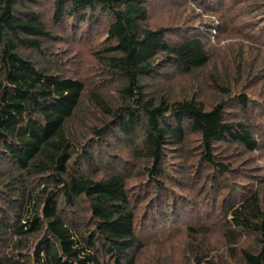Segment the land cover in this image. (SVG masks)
Here are the masks:
<instances>
[{"label":"trees","instance_id":"obj_1","mask_svg":"<svg viewBox=\"0 0 264 264\" xmlns=\"http://www.w3.org/2000/svg\"><path fill=\"white\" fill-rule=\"evenodd\" d=\"M32 1L0 0V264H135L142 249L138 211L147 199L129 188L127 162L108 150L106 137L130 147L142 166L145 191H154V200L146 205H156L150 223L158 226L185 219L163 185L170 179L168 151L195 136L198 164L212 169L205 180L211 178L220 188V178L231 168L217 161L216 147L234 149L247 160L264 150V125L234 115L251 105L244 95L235 96L234 114L226 112L223 99L206 109L193 99L160 95L157 82L208 65L209 41L180 26L150 29V0H48L52 26L61 32L70 29L74 39L106 19L101 68L114 94L90 91L87 97L109 120L94 130L97 141L90 140L75 156L66 127L85 98V86L60 74L53 67L57 60L38 61L48 54L44 44L52 35L28 5ZM189 1L215 13L222 30L239 17L222 14L248 3L251 12L263 15L255 31L264 39V0ZM235 75L220 78L221 97L230 95L244 77L240 68ZM211 79L216 89V77ZM230 187L232 202L228 208L220 205L215 230L233 250L216 256L205 244L191 242L187 247L194 264H264V188L260 182L254 190ZM195 226L192 222L187 229L196 236ZM246 237L255 246L237 249Z\"/></svg>","mask_w":264,"mask_h":264},{"label":"rangeland","instance_id":"obj_2","mask_svg":"<svg viewBox=\"0 0 264 264\" xmlns=\"http://www.w3.org/2000/svg\"><path fill=\"white\" fill-rule=\"evenodd\" d=\"M48 3V0H33L28 4L39 13L52 35L44 44L48 54L43 57L45 59L39 58L38 61L50 64L52 60H57L58 63L53 67H59L62 72L60 74L79 80L85 86V98L66 127L77 156L86 150L90 140L97 141L94 139V130L100 129L109 120L101 116V111L87 97L90 91H100L104 97L114 94L113 84L101 68V58L105 56L103 50L107 46V36L103 26L106 19L101 26L92 28L86 33L81 32L74 39L70 36V29L61 32L59 28L52 26ZM227 4L226 2L223 8ZM247 4L238 6L234 13L227 16L222 14L221 18L239 16L229 30H222L215 13H207L200 9L197 1L170 0L168 3L165 0H150L146 23L150 29H175L180 26L187 28L190 34L200 32L209 41L208 65L188 75L175 73L171 74L168 80L157 82L162 97L177 101L193 99L202 103L206 109L223 99L228 106L225 107L226 112L234 114L238 110L232 106V102L236 101L235 96L244 95L250 100L251 105L245 110L239 109V115H234L240 118L250 116L264 125V39L259 37L258 31H255L258 25L262 26L263 15L256 13L257 11L251 12ZM31 58H37L36 54H31ZM238 68L244 73V77L238 80L237 85L231 89L230 95L221 97L219 93L224 89H220L218 85L224 86V81L220 78L237 77V75L232 76ZM212 76L216 77V89L212 85ZM106 143L110 152L127 162L129 188L141 198L147 199L140 205L138 211L142 249L135 257V264H194L191 262L190 250L187 247L191 242L205 244L203 247H207L212 255L221 256L231 253L233 250L231 244H226L215 230L217 217L220 214L218 209L220 205L226 208L230 206L232 202L230 185L235 189L251 186L250 189L254 190L260 182L264 188V150L244 160L245 158H242L243 156L236 150L218 145L214 153L217 161L231 168L225 178H220V188H215L216 181L211 182V178L205 180V174L212 175V169L203 162L198 164L197 154L200 152V143L195 136L189 137L182 147L168 151L170 179L167 182L162 181L165 182L163 184L165 189L173 193L172 200L174 199V204L185 219L167 225L153 226L150 218L156 205L148 209L146 204L154 200L152 199L154 191H145L146 176L140 170L142 166L138 167L139 161H135L130 147L125 143L114 141L109 137H106ZM137 167L138 169H134ZM197 173L198 179H196ZM223 180L226 182L225 185H222ZM251 183L254 185H250ZM192 213L195 218L186 219ZM204 215L209 216L205 219ZM192 222L196 225L194 228L199 230L196 236L187 229ZM146 223L149 228H143ZM205 234H207L206 242H203L202 237ZM193 236L194 240H192ZM3 246L0 245V250ZM254 246L253 238L246 237L237 249H250Z\"/></svg>","mask_w":264,"mask_h":264}]
</instances>
